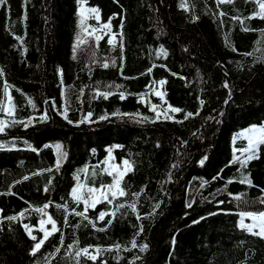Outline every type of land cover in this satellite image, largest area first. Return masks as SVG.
<instances>
[{"label": "trees", "instance_id": "16d2710c", "mask_svg": "<svg viewBox=\"0 0 264 264\" xmlns=\"http://www.w3.org/2000/svg\"><path fill=\"white\" fill-rule=\"evenodd\" d=\"M79 1L99 22L75 51L78 0L0 4V105L8 89L13 108L0 132V264H264V239L238 226L239 214L264 212V143L242 168L233 161L246 160V142L234 155L231 142L264 125V10L254 0ZM161 80L162 101L150 93ZM158 106L181 111L158 117ZM108 149L132 165L126 195L85 212L71 190L112 183ZM49 216L58 231L33 255Z\"/></svg>", "mask_w": 264, "mask_h": 264}, {"label": "snow or ice", "instance_id": "6c2138e0", "mask_svg": "<svg viewBox=\"0 0 264 264\" xmlns=\"http://www.w3.org/2000/svg\"><path fill=\"white\" fill-rule=\"evenodd\" d=\"M79 2V0H78ZM233 0H217V3H232ZM5 3V0H0V4H3ZM181 7H186V4L184 3V0H182V3H181ZM260 8L262 10H264V3H261L260 4ZM90 12L92 13H96V16H97V19L99 17V14H98V10L93 8V9H89ZM81 25H83V16L81 14ZM103 28L105 29H109V24H104L102 25ZM247 30V29H245ZM262 35H264V33H262ZM97 40L100 39V37L98 36L96 38ZM114 39V37L112 38ZM112 39L109 40V43H112ZM84 41L81 39V37H77V44L74 46V51H75V48L79 46L80 43H83ZM161 54H164L163 53V50H161ZM104 67H108L107 64L104 65ZM149 71H151V69H149ZM0 75H3L2 72H0ZM165 83V81L161 80L159 81V84L160 85H163ZM225 87H227V85H225ZM97 95H103L105 99L108 98L109 95H111V93H97ZM156 95L160 96L161 99H163V94L160 93V92H156ZM120 98L121 99H124L125 96H124V93H120ZM31 103V101H30ZM201 104H203V101H201ZM4 110L3 109V106L0 105V111ZM153 111L156 110V106H153ZM171 111L173 113L175 112H179L181 111V109H178V108H172L171 106H169V109H166L164 110V115H165V118H168L170 119L171 117L167 116V112L168 111ZM91 114H89L90 116ZM161 115L160 112H157V116L159 117ZM192 114L189 113L185 116V119L188 118V116H191ZM45 117H42L41 119H44ZM105 117H101V119H104ZM87 119V118H86ZM31 121H29L30 123ZM71 123V121H69ZM84 121H81V123H83ZM4 130V125H3V122H0V132H2ZM250 132L252 133H256L258 130L257 129H250L249 130ZM256 143H264V135H262L260 138H258L256 140ZM251 144L252 142L250 141V148L247 149L246 151H248V155H247V158L246 160L244 161H239V157H237L233 162H240L241 164V167H246L247 166V161H250L252 159H255L256 156L254 154V149L251 147ZM57 149H59V146H57ZM109 156H111V150H109ZM201 163H203V161H201ZM59 166H60V159L58 158L57 159V164H56V167H57V170L59 169ZM122 166L125 168V171H131L132 170V165L131 163L128 161V160H124L122 162ZM113 170H115V175H113V171L109 170L108 168H105V172L108 174V175H111L113 176V179H112V183L111 184H108V185H104L103 187L106 189V191H101V189H98V188H93V187H89L86 189V192H87V196H85L84 192L81 191V189L84 187L83 185L81 184H77L76 187H73L72 190H71V198L74 202L76 203H83L85 205V212L87 211V208L89 207H94L96 203H99L101 202V200H107L109 203H111V200H114L116 199L118 196L122 197V196H125L126 195V192L125 190L121 187V181L123 179V176L125 174V171H121L120 168H121V165H113L111 166ZM51 170V169H50ZM82 171H86L85 170H82ZM25 179H27V177H25ZM75 179H77V181H79V177H75ZM241 183H247L249 186H251L252 184V181L247 177V176H244L243 179L240 181ZM228 183H232L231 180L228 181ZM48 189L46 188L45 191H47ZM99 193V198L96 196V194ZM109 196H111V200L109 199ZM236 199H239V197H236ZM124 205H119V207H123ZM191 206V205H189ZM49 207L48 204H45L43 206L44 209H47ZM59 207V205L57 206ZM130 208H132L133 211H135V203H132L129 205ZM66 208V206H65ZM36 211L38 212H41L42 214L44 215H47V213H45L43 211V209H36ZM85 212H79V213H76V215H79L81 217H83L84 219H88V217L85 215ZM24 213H20V216H23ZM105 215H108L104 212H101L100 213V216H99V219L100 220H103L105 218ZM111 215H114V213H112ZM247 216V217H250L255 223H253L252 225H245L244 224V217ZM8 219L10 220H13V219H16V217H9ZM91 222V221H89ZM108 223L110 224L111 221H108ZM45 224H51L52 225V229L49 231V230H46L45 229ZM240 226L242 228H246L248 231H252L253 228H258L259 231H257L255 234L260 236L262 239H264V212H261L259 213L258 215H254V214H251V213H247V214H242L241 216V221H240ZM26 231L29 233L31 239L33 241H37V237L34 236V235H31V229L28 227V225H25L24 226ZM101 231H103L104 229H99ZM40 231L43 232L44 234V238L37 241L33 248H32V254L35 255L37 251H39V249L42 247V245L45 243V241L55 232V231H58V229L56 228V224H55V221L52 220L51 216L48 217L47 220H41L40 221ZM132 246L133 247H136V243L135 241L132 242ZM71 247V246H70ZM117 248H119V245L116 246ZM147 248V245H143L141 246L140 250L141 251H144L146 250ZM97 252H99V249H97ZM85 254L87 255L88 254V248H84L82 250H79L76 252V256H80L81 254ZM89 259L95 261L96 260V256H89L88 257Z\"/></svg>", "mask_w": 264, "mask_h": 264}, {"label": "rangeland", "instance_id": "374dc122", "mask_svg": "<svg viewBox=\"0 0 264 264\" xmlns=\"http://www.w3.org/2000/svg\"><path fill=\"white\" fill-rule=\"evenodd\" d=\"M254 1L257 3V6H258L257 16H259L260 15L259 13L262 12V9L260 8L261 1H259V0H254ZM93 8L94 7H90L82 1L78 2L77 14H78L79 26H80L78 36L81 37L82 40H85L87 37H91V36L96 34V32L94 31L95 29H94L93 25L90 23V19L93 18L95 21L99 22V17L97 19L96 13H92L89 11V9H93ZM81 14L83 16V25H81V18H82ZM156 92L161 93V85L160 84L154 85L150 89V93L153 94L154 96H156L157 98H159L160 101H162L161 97L156 95ZM1 105L3 106L4 110L0 111V113L3 115L0 117V122H3V125L5 126L6 119L13 114L12 98H11V95H10V92L8 91V89H6L4 92V98H3V102ZM158 107H160V109L162 108L160 113L162 116H165L163 114L164 110L169 109V106L168 107L167 106L166 107L165 106H158ZM167 115H169V111L167 112ZM250 129H257L258 131L256 133H252L249 131ZM262 135H264V125H250V127L248 126L246 128L240 129L232 137L231 142H232V153H233V155L236 154L237 151H239L235 146L236 140L238 141V139H243V141L246 142L247 149L250 148V141H251L252 142L251 147L255 151L257 148V144H258V143H256V140L258 138H260ZM109 150H111V149L107 150V153H106L104 161H103L105 168H108L109 170L113 171V175H115V170H113L111 167L113 165H121L120 170L125 171V168L122 166V162L124 160L121 163H117L113 158L112 150H111V156H109ZM245 152H247L246 154H249L248 151H245ZM59 154H60V152H59ZM126 173H127V171H125V174ZM112 178H113V176H112ZM106 185H108V184H106ZM103 186L99 187L98 189H101V191H106V189ZM81 191L84 192L85 196L88 195L86 192V188L85 189L82 188ZM96 196L99 198V193H97ZM110 197L111 196H109V199H110ZM251 214H253V213H251ZM258 214H254V215H258ZM241 216H242V213H241V215L239 214V217H238V226L240 228H242L240 226ZM253 223H255V222L250 217H247V216L244 217V224L245 225H252ZM44 227L46 230H49V231L52 229V226H50V227L44 226ZM243 229L247 230L246 228H243ZM257 231H259L258 228H253L252 231L251 232L249 231V232L252 234H255ZM43 238H44V234L42 232V238L41 239H43Z\"/></svg>", "mask_w": 264, "mask_h": 264}]
</instances>
